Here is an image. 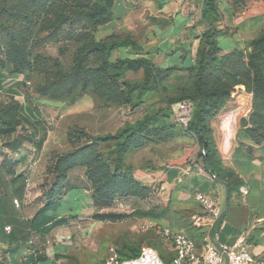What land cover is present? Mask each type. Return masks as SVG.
<instances>
[{
  "label": "trees",
  "instance_id": "16d2710c",
  "mask_svg": "<svg viewBox=\"0 0 264 264\" xmlns=\"http://www.w3.org/2000/svg\"><path fill=\"white\" fill-rule=\"evenodd\" d=\"M117 0H110L98 12L80 11L75 16L61 15L49 18L51 3L54 0H0V65L9 67L14 75L39 72L45 81L37 88V94L52 100H65L83 93H93L109 106H130L135 109L142 106L147 94L158 85L168 81L174 74V68L163 69L146 59L141 47L131 39L111 36L106 40L88 41L83 53L77 56L70 71L53 58L45 57L40 49L52 42L88 35L78 34L81 24L86 22L94 29L113 20V8ZM104 18L96 20V16ZM202 20L207 26L200 44L191 58V69L195 72L191 93L183 95L174 104L182 101L194 105L193 118L185 128L186 135H192L200 145L198 159L203 168L216 180L228 184L229 197L241 186V182L230 170H225L214 139L211 127L213 120L225 109L237 86H245L253 93V111L249 119L241 120V127L255 145L264 144V63L249 65L243 52L233 50L224 53L219 44L221 32L216 23L221 15L216 0H205ZM43 23L44 37L36 36L35 27ZM127 51L116 62L111 61L115 52ZM143 68L144 84L136 86L127 80L130 70ZM164 112L161 120L142 119L135 124H125L116 133L97 136L81 147L69 153L54 157L49 174L53 180L43 193L45 203L28 220L29 232L46 234L53 228L62 227L67 218L58 217L63 205V198L74 190H90L95 207H109L119 197L147 198L152 189L143 186L133 175L132 166L127 157L133 152L156 143L169 142L177 134L176 126L182 127L173 119L172 106ZM174 120V119H173ZM21 112L20 104L11 100L0 103V139L6 140L4 147L14 154H19L26 144L42 149L47 133L39 139L28 132V126L37 127ZM184 128V127H182ZM113 144L115 154L112 162L107 161L100 151L102 144ZM20 161L12 162L4 157L0 166V184L7 195L8 183L2 177L1 168L12 176V183L23 181V175H16ZM17 194L23 195L24 186H19ZM128 216L122 213L95 212L93 218L98 221L119 222ZM220 221V219L218 220ZM21 247V246H20ZM20 247L10 249L12 261ZM23 250V249H22ZM139 251L122 256V259L137 257Z\"/></svg>",
  "mask_w": 264,
  "mask_h": 264
},
{
  "label": "rangeland",
  "instance_id": "374dc122",
  "mask_svg": "<svg viewBox=\"0 0 264 264\" xmlns=\"http://www.w3.org/2000/svg\"><path fill=\"white\" fill-rule=\"evenodd\" d=\"M109 1L54 0L51 3L48 17L53 18L61 15L76 17L75 15L80 11L96 13ZM104 16L106 15L103 17L97 15L96 20H100ZM102 26L104 25L94 29L90 24L83 22L78 34L88 35V37L83 38L82 36L61 42H52L39 51L45 57L58 60L65 70L70 71L77 56L84 52L83 48L86 42L103 41L109 38L99 40L101 36L106 34V32H101V29L99 31ZM43 30V23L40 22L35 27L36 36L44 37L47 33ZM228 44V40L220 39L221 48L226 49ZM234 50L242 51L245 61L249 65L264 63V16L258 24L256 34L250 35L244 45L236 47ZM122 56L124 55L115 52L111 61L116 62ZM4 58V55L1 54L0 60H4ZM146 59L163 69L174 68L175 74L168 81L158 85L153 92L147 94L144 104L135 109L127 105L107 107L104 100L93 93H83L65 100H52L37 94L38 86L45 81L43 74L37 71L15 75L22 78L25 92L29 93L32 99L40 98L53 105V110H38L36 108L40 123L37 127H27L28 132L33 134L36 139H39L44 133L50 135V142L47 143L44 152L42 151L43 148L40 150L35 145L26 144L16 156L4 147L6 140L0 141V166L4 157L12 162L20 161L15 172L16 175H23V181L19 180L12 183V176L6 173L5 168H1L2 177L8 183V189L5 196L4 187L0 184V233H6V228L11 226L7 223V215L2 214V205L5 202L10 201L17 207L15 204V200H17L19 203L18 213L23 216L24 225L21 231L23 243L20 248L24 250V255L22 262L14 261L15 264H104L112 255L111 249H114L118 256L122 257L132 254L134 251L140 253L143 246H150L157 250L165 264H174V250L164 238L155 232L154 226L159 224L174 229L178 225L186 224V233L197 243L202 242L204 236L193 227L189 212L181 209L174 210L171 202H168V207H165V199L159 196V191L154 188H151L152 194L147 198L119 197L109 207H95L91 194L88 200L86 198L73 200L71 199L72 195H70L71 191L64 196L63 205L56 214L57 218L68 219L66 225L53 228L46 234L29 232L26 219L33 218L45 203L43 193L53 180V176L49 174V168L52 166L56 155L69 153L73 149L93 141L97 136L114 134L127 123L135 124L145 118H151L152 121L155 118L161 120L164 112H168L170 104H174L183 95L191 93L195 76V72L191 69V58L175 66L172 64L177 62L165 64L163 58L155 60L154 57L146 56ZM175 60L178 61V59ZM6 69L12 74L9 67ZM126 78L140 87L144 84L145 71L143 68L130 70L126 73ZM239 90L252 96V103L247 101L245 97H242L241 100L242 106L247 105L248 110L252 104L250 113L244 117L249 119L253 111V93L249 92L245 86L242 88L237 86L233 93H237ZM233 93L231 100H233ZM238 98L232 104L230 101L231 108L228 105L221 110L219 115L225 116L232 108H237L239 106ZM0 103L3 102L0 101ZM168 122L174 125L172 118ZM185 130V127L176 126L174 131L177 136L174 139L169 142L154 143L147 148L158 152L160 147H164L168 152L177 153L181 147L177 140L184 137H191L196 140L194 136L186 135ZM100 151L107 161L112 162L116 151L112 143L102 144ZM19 186H24V192L21 196L16 191ZM82 192L83 190L73 191L75 195ZM111 208L128 217L114 223L98 221L93 218L95 212ZM7 250L0 248V264H5L2 258L3 254L6 255L10 251ZM253 256L255 257V255ZM6 264L14 263L8 262Z\"/></svg>",
  "mask_w": 264,
  "mask_h": 264
},
{
  "label": "crops",
  "instance_id": "0c3cea01",
  "mask_svg": "<svg viewBox=\"0 0 264 264\" xmlns=\"http://www.w3.org/2000/svg\"><path fill=\"white\" fill-rule=\"evenodd\" d=\"M204 1L117 0L113 8V21L99 28V31L106 32L99 40L111 36L131 39L142 48L145 56L154 57L155 60L163 58L165 64L177 62L172 66L181 64L193 57L207 31L202 20ZM216 1L221 13V21L216 23L217 30L221 32L219 44L220 39L228 40V47L222 49L224 53H230L244 45L250 35L256 34L264 16V0ZM126 52L128 50L116 53L121 55ZM242 97L252 103L251 94L241 90L233 93L231 104L238 98L239 106L232 108L225 116L219 115L211 124L224 169L232 171L242 183L230 197L228 184L213 180L203 168L198 159L200 145L191 137L177 140L181 146L177 153L168 152L164 147H160L158 152L147 148L129 155L126 162L132 166L138 182L159 191V196L166 201L165 207L171 202L174 210L189 212L193 227L204 236L198 245L218 233L221 244H245L264 263V144L255 145L241 127L242 118L247 117L252 108V104L249 110L245 108L246 105L242 106ZM11 100L20 104L21 112L33 124L40 123L37 109L53 110V105L45 100L32 99L25 92L22 78L10 74L0 65V101L8 103ZM48 142L50 135L47 136L43 152ZM213 192H217L214 196L221 210L220 221H214L196 199L198 193ZM90 194V190H83L77 195L73 191L70 193L73 200H88ZM2 208V214L7 215V223L13 232L0 233V248L10 250L20 247L23 243V216L10 201L5 202ZM109 212L120 213L113 208L100 211ZM186 228L184 224L172 229L186 232ZM23 255L24 250L20 249L15 261L21 263ZM2 259L5 264L13 262L10 251L3 254Z\"/></svg>",
  "mask_w": 264,
  "mask_h": 264
},
{
  "label": "built area",
  "instance_id": "2783aa9c",
  "mask_svg": "<svg viewBox=\"0 0 264 264\" xmlns=\"http://www.w3.org/2000/svg\"><path fill=\"white\" fill-rule=\"evenodd\" d=\"M172 112L174 121L186 128L193 118L194 105L188 101L178 102L172 106ZM211 178L216 180L215 176L211 175ZM216 193H198L196 195L197 201L214 221L221 217L219 203L214 196ZM15 204L18 207L17 200H15ZM154 227L157 235L164 238L174 250V264H264L250 253L245 244H235L234 246L221 244L218 233L211 235L201 245H198L184 231L162 225ZM10 230L11 228L8 227L9 233ZM111 252L112 255L104 264H165L158 251L150 246H143L139 255L130 259H122L114 249H111Z\"/></svg>",
  "mask_w": 264,
  "mask_h": 264
},
{
  "label": "bare ground",
  "instance_id": "6f19581e",
  "mask_svg": "<svg viewBox=\"0 0 264 264\" xmlns=\"http://www.w3.org/2000/svg\"><path fill=\"white\" fill-rule=\"evenodd\" d=\"M245 108H247V105L245 106Z\"/></svg>",
  "mask_w": 264,
  "mask_h": 264
}]
</instances>
